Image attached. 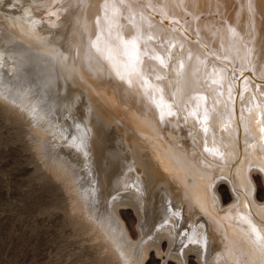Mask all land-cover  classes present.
<instances>
[{
  "label": "bare ground",
  "instance_id": "bare-ground-1",
  "mask_svg": "<svg viewBox=\"0 0 264 264\" xmlns=\"http://www.w3.org/2000/svg\"><path fill=\"white\" fill-rule=\"evenodd\" d=\"M139 2L84 0L75 14L67 18V25L62 28V34L59 31L60 47L56 45L57 43L51 44L48 40H39L38 38L42 36L38 35L36 40L29 38L30 42L26 45H30L24 52V60L11 52L5 53L4 60H14L16 71L14 72V68L11 71V67L9 70L12 73L3 72L6 74L2 77L0 75V100L2 99L3 104L9 106L11 110L15 109L13 105L21 108L19 111L22 110L23 113L20 114L18 110H14L17 115L21 117L30 115L33 120L38 121L41 116L38 118L39 114L34 112L36 109H33L34 111L31 109L35 106L34 103L28 108L30 102H24L29 99L21 97L25 100L21 102L20 96H15L17 92L23 88L36 92L38 88L34 86L41 85H38V81L42 82L41 88L46 85L47 89L50 88L52 91L63 89L61 92L65 93L62 94L58 106L56 104L58 110L52 114V119L56 121L53 123L58 122V126L53 129L50 136L47 132L50 126L41 124V128L35 129V134L46 138L49 136L51 144L55 142L52 148L57 150L58 157L62 161L69 162L77 175L87 179L86 186L93 182L92 187L96 190L102 206L99 211L103 214L108 209L116 228L120 227L121 230V226H124L117 207L134 208L142 226V234L138 237L143 236V241L141 238L137 243H135L137 240L128 243L127 238L123 241L134 252L132 255L135 254L138 264L144 263L145 256L151 248L161 255L165 253L166 247L167 256L181 264L197 263L189 257L190 253L198 255L197 264H235L237 263L235 256L241 250L237 245L240 244L239 239L243 240L242 232L245 234L252 229L253 224L247 223L250 221L249 217L246 218L249 214L243 215L246 219L243 220L242 216L243 219L234 215L230 208L226 211L224 208L225 213L221 209L223 200H220L218 185L225 177L217 176V169L221 166L218 159L222 157L230 161L229 163L231 160L237 162L234 157L235 152L231 148L234 145V150H237L239 145V138L236 139L232 132L236 129L235 124L224 129L225 125L234 119L233 109L237 95H233L234 89L230 83L228 68L213 57L220 45L226 50L229 47L236 48L240 54L243 50L242 36L256 38L255 40L261 42L262 51L264 50V0H153L152 3L158 4L163 11L159 18L155 17L158 15L156 13L152 16L153 10L141 7ZM187 16H192L190 21L189 19L185 21ZM169 18L174 19L177 24L173 26L169 22L165 24ZM186 29L197 32L198 41L203 42V45L206 44L212 51L214 55H211L212 58L207 56L205 59V51L197 44L198 38L194 37L195 35H191L193 40L188 39V35L184 36ZM174 30L179 40L176 66L180 71V77L176 88L171 89L167 81L155 79L154 71L149 68V60L144 58L146 56L143 60L140 56L142 52L139 53V50L155 49L153 46L155 43L151 45L150 41L161 39L164 42V39L172 37L170 33ZM53 32L56 33V30ZM54 35L50 40H54ZM235 56L238 61L239 55ZM253 71L256 72V76L254 73H250L249 77L245 76L249 80L252 75L254 80L250 79L253 83L252 88L249 87L251 89L241 99L238 114L241 118L240 128L243 129V139L246 144H255L254 150L251 151L254 154L252 153L250 157L252 165H248L245 161L240 166L235 164L237 165L235 172L238 173L236 178L240 176L242 178L239 179H243L245 175L242 181L251 172L248 166H253L254 162L262 163L261 151L264 150L261 141L263 126L258 125L260 121H256L258 119L254 114L250 117L245 115L246 110L256 102L264 103V60L258 61ZM26 72L31 73L34 78L30 76L29 82L24 83L20 77H25ZM158 73L160 75L161 72H157L156 75ZM5 83L7 85H4ZM29 91L26 92L30 93ZM36 100L39 101L37 98ZM41 101L42 99L40 104L44 100ZM183 115L186 116L185 118L192 116L191 123L195 127L196 136L193 137L191 134H184L183 138L177 136V132L183 129L180 128L179 122L184 119L183 123H186ZM63 120L74 121L69 126L59 125V121ZM76 121L79 124H76ZM221 125L226 132H223ZM187 130L190 131L189 127ZM159 140L164 141L159 143ZM241 145L243 147V140ZM196 150L200 152L201 157L197 156ZM229 151H233L234 156ZM236 180L227 179L235 195L238 194L235 192V184L238 183V179ZM246 183L243 184L246 186ZM250 185L252 186L251 183ZM98 214L97 217L100 216ZM260 217L261 215L258 218ZM254 226L258 225L254 224ZM252 230L254 232L257 227ZM126 235L129 238L128 232ZM258 235L259 233L257 237ZM260 236L264 235L260 234ZM116 248H112L111 255L108 254L107 257L110 255L109 258L111 257L117 264H123L122 260L126 256L124 255L121 260L119 252L122 246L119 252Z\"/></svg>",
  "mask_w": 264,
  "mask_h": 264
},
{
  "label": "rangeland",
  "instance_id": "rangeland-1",
  "mask_svg": "<svg viewBox=\"0 0 264 264\" xmlns=\"http://www.w3.org/2000/svg\"><path fill=\"white\" fill-rule=\"evenodd\" d=\"M137 1L138 2L140 1L139 4L141 5V7L147 8L149 10H153L151 11L152 16H155L154 13H156L158 15H156L155 17L157 18L161 17L160 15L163 11L160 9V6L158 4L152 3L153 0L151 1L137 0ZM149 1L154 6H152V4L150 5ZM83 2L84 0H0V52L2 53V54L0 53L1 77L7 72L12 73L11 71L13 68H14V72L16 71L15 70L16 67L14 66L15 62L13 59H12L13 61H8V60L6 61V59L4 60L6 54L11 52L14 56L16 55L20 56V59L24 60V56H23L25 54L24 52L26 51V48L30 45V44L26 45L28 44V42H30L28 41L29 38L30 40L33 39L36 40L39 35L42 36V38L41 37L38 38L39 40L41 39L48 40L51 42V44H53L54 42L55 44L57 43L56 45L60 47L59 38L60 35L62 34V28L67 25V18L71 15H74L77 8L81 6ZM151 7L152 9H150ZM190 17L192 18V16H187L185 21H188L187 19H189L190 21L191 20ZM171 20L172 19L169 18V21L167 20L165 24H167L168 22L170 23L171 26L177 24L174 19L172 21ZM55 30L56 33L53 32ZM186 30L187 32H185L186 34L184 36L188 35L189 37L186 36L188 39L193 40L192 36L194 35H195L194 37L198 36L196 31H193L192 29H186ZM59 31L61 32V34ZM182 31H184V28ZM48 32H50V34ZM174 32L175 30L173 31V33ZM32 33L35 35H33ZM173 33H170L173 39L172 37L171 38L169 37V39L168 38L164 39V42L161 39H159L158 41H156V39L151 40L150 41L152 42L151 45L155 43L153 45L155 46L154 47L155 49H153L154 51L146 48H144L143 51L139 50V53L142 52L140 53L141 54L140 56L142 58L146 56L144 58L146 60L147 59L149 60V68L152 72L154 71L153 74L155 79H161L163 81H167L169 88L171 89L176 88L180 77V71L176 66L177 65L176 62H178L177 46L179 45V40H178V35H176V32L174 34ZM44 35L46 37H44ZM53 35H54V40L56 39L55 41L50 40V37L52 39ZM143 36L144 35H142V37ZM197 38L198 39L196 38L194 39H196L197 44H199V46L202 47V49L205 51L204 52L205 59L207 58V56L211 57V55H213L212 51L209 48H207L206 44L203 45L204 44L203 42L198 41L199 37ZM255 39L256 38L252 36L251 37L242 36L241 43L243 45V50H241L240 54L236 48L232 49V47H229L227 48L228 50H226L225 47L220 45L221 46L219 47L220 50L218 48L216 53H214L216 55L215 56L213 55L214 59L217 58V61L220 64L222 65L224 64L225 67L228 68L230 75V83L233 85V89H234L233 95L234 96L237 95L236 97L237 103L235 102L233 109L234 119L230 120L228 124L225 125L226 127H224V129L225 128L228 129L230 128V125L235 124L236 129H234L232 132L235 135L236 139L239 138L238 139L239 145L237 150H234V145H232L231 148H233V151L235 153L233 151L232 152L229 151V153H231V155H233V153L234 155H236L233 156L235 157V159H237V162L236 160L235 161L233 160L234 162H232L231 160V163H229L230 161H226L225 158L222 157L221 159H218L221 162L220 163L218 161L219 165L221 166L218 167L219 169H217L218 171L217 176L226 178V179L222 178L223 181L220 180L222 183L221 184L219 183L218 185L219 195L221 197L220 200H223L221 201L223 206V208L221 207V209L224 213L226 210L231 209V211H233V214L234 215L236 214L237 217L238 216L243 217V215L247 216L249 214L246 218L249 217L248 219L250 221L247 219V221H249L247 223L250 224L252 223L253 226L254 224L259 226V227L258 226L251 227L252 229L257 227V230H254V232L252 229L247 228V230L249 229L250 230L245 232V234L244 232H242L244 236H242L243 240L241 239L240 241L239 239L240 244L235 243L236 245L239 244L237 245L238 249L241 248V250H239L235 256L237 257L236 258L237 263L235 264H264V259H263L264 236H260V234L264 235L263 234L264 233V222H263L264 220V209H263L264 208V167H263L264 152L263 151L264 150L261 151L262 166L258 162H254V164L256 163L257 165L253 164V166L251 167L248 166L249 169L251 168V172H249V176L245 177L244 181L242 180L244 179L245 175L243 176V179H239L242 177L239 176L238 178H236L238 176V173L235 172L237 165L240 166L244 161L245 163L247 162L248 165L250 164L252 165L253 163L250 157L254 154L251 151L254 150L255 144L254 145L251 143L246 144L245 140L243 139L244 137L242 136L243 129L240 128V126L242 127L241 118L240 115L238 114H239V107L241 108V104H240V102L242 101L241 99L246 94V92L252 88L251 85H253V83L251 82V80H254L252 78L253 76L251 75L249 80L247 77H249L250 73L252 74L254 73L256 76V72L253 71L254 67L256 66L258 61L264 60V50L262 51V47H260L262 46L261 42ZM253 41H254V45H253ZM141 44L143 45L144 43ZM143 46H145V44ZM244 48H246L247 50ZM141 49H143V47H141ZM145 49L149 52H147ZM149 53L151 54L148 55ZM152 55L154 56L152 57ZM235 55H237V57L239 55L238 61L235 58L236 57ZM235 64H238L239 66ZM9 68H11L10 69L11 71L9 70ZM163 69L165 70V72ZM157 72H161L160 75L159 73L156 75ZM163 73H165L164 76L162 75ZM235 74L236 76H234ZM25 75H26L25 77L22 76L20 77V79L23 80L24 83L29 82L30 80L29 78L31 77L34 78V76H32L31 73L30 74L27 73ZM15 80H17V78ZM248 81H250L251 83ZM11 82L13 81H10V83ZM256 83L258 84V82ZM4 85L7 84L5 83ZM38 85L40 87L39 86L37 87L36 85L34 87L40 89V90L37 89L40 93H38L37 90L36 92L33 93L32 90L29 91V89L26 90L25 88H23L24 90L20 89V91L17 92V94L15 95V96H20V98L25 97L24 99H26L27 97V100L29 99L28 101H25L23 98H21L20 101L21 102L25 101L24 103L30 102L29 107L27 105L28 108H30V106H33L32 104L34 103L35 106L31 107V109L32 110L36 109V111L34 110L33 111L39 114L38 118H40L41 116L40 120L38 119V121L33 120L32 116L30 115L27 117H24L25 115L23 117H21V115L20 116L17 115L18 113H15L14 110L16 109L19 111L21 108L19 109L18 106L12 104L15 109L11 110L10 108H8L9 106L3 104L4 102L2 99H1L2 101L0 100L1 101L0 102V264H114L116 262L112 260L111 257L109 258V256L111 255L110 252L112 253L111 249L114 247L116 248L117 246L118 247L116 249L118 250V252L122 246L119 253H121L120 254L121 260L124 255L126 256V257L124 256L125 259L123 258L122 260L125 264H129V263L138 264V262L135 260V254L132 255L134 252L131 249H129L127 244L125 245L126 242L123 241L126 238H127L126 241H128V243H131L132 240H134L132 242H135L137 240L135 242L137 243L140 241V238L141 241H143L142 240L143 236L138 237L139 234H142V226L138 221V217L134 208L130 206L117 207V212L124 226H121V230L120 227L116 228L112 221L113 216L112 214H110L108 209L106 212L103 213L104 215L102 214V212L100 213L99 210L102 208V206L100 204L101 202L99 201L100 198L97 197L96 190L92 187L94 185L93 182L90 183L91 185L89 184L88 186H86L87 179L85 180L84 176L77 175L76 172L70 166L69 162L62 161V159L58 157L59 154H56L58 153L57 150L56 149L54 150L52 148L55 142L54 143L52 142L51 144L48 135H47L48 137L46 138V136L44 137L43 135L40 136L38 134H35L38 127L41 128V124L42 125L44 124V126L47 125L50 126L48 128L49 131H47L49 135L52 134L53 129H55L58 126V122L56 124L53 123L55 120L52 119V114L57 112L56 110H58L57 106L59 100L62 97V94L65 93L63 91L61 92L62 88L56 89L57 91L55 89H53V91L50 88H49L50 90L47 89L48 87H46V85L45 87L41 88L42 82L40 83L39 81H38ZM42 89L44 91H42ZM256 89L258 91V88ZM25 90L27 92L29 91L30 93H27ZM20 93L22 94L20 95ZM34 97L39 99V101L36 100V98L33 99ZM52 97H54V99ZM41 99L42 101L43 100L45 101V102L41 101L42 104H40ZM36 103L38 104L36 105ZM41 110L43 111L41 112ZM21 111H19V114L23 113V111L22 112ZM49 112L51 114H48ZM34 114L36 115V113ZM253 114L258 119L256 121H260L258 122V125L261 124L263 126L261 129L262 131L261 141H263L264 144V138H263L264 137V103L263 102H256L253 106H250L249 109H247L245 112V115H247L248 117H250ZM47 117H50V119L49 118L47 119ZM185 117L186 116L183 115V118ZM188 117L189 116H187V118ZM183 118L181 117V120ZM187 118H185V122L187 124L183 123L184 119L182 120V122L181 121L179 122L180 128H183L182 131L177 132V136L179 138H183L184 134L186 135L191 134L193 135V137L196 136V132L194 133L195 127L191 123L192 116L188 119ZM50 121L51 124H49ZM73 121H69L70 123L66 122V120L59 121V125L69 126L70 124H73ZM76 124L79 123L76 121ZM184 126L187 128L189 127L190 131H188L187 128L185 129ZM220 127L221 129H223L222 125ZM224 129L223 132H226L224 131ZM241 140H243V143L246 147L244 145L242 147ZM159 141H160L159 143L161 142L163 143L164 140L163 141L159 140ZM165 141L168 142L167 140ZM48 144H50V146H48ZM250 145H252L253 148H251L252 146L249 147ZM50 147L52 149H50ZM197 151L198 150H196V153ZM241 152L243 153V155ZM197 154L198 157H201L199 151ZM224 161H226L227 163ZM225 163L226 165H224ZM220 168L222 170H220ZM233 178H235V180L238 179V183H236L237 185L234 183L236 186L235 192L238 193L237 194L238 197L237 195L234 194V191L231 189L227 181V179L230 180ZM240 180L241 182H239ZM242 182L243 183L248 182L249 184L246 183L245 186V184H243ZM250 183L252 184V186L250 185ZM249 185L251 186L250 189H249ZM239 196H241L240 197L241 199H239ZM249 197H251V199ZM240 200L242 202H240ZM97 203L99 206L97 205ZM235 205L239 208L237 209ZM255 208H257L258 211ZM88 210H90L92 214H90ZM82 211L86 212L87 214L85 213L83 214ZM97 211H99V214ZM241 211L243 212V214ZM94 213L96 216L94 215ZM97 214L100 216L97 217ZM259 214L261 215L262 218L261 217L258 218L260 216ZM83 216H85L86 218ZM91 216H93L92 219ZM89 217L90 219H88ZM105 217H107V219H105ZM242 217L241 219L244 218ZM97 218L100 219L98 220ZM101 220H103L104 222ZM243 220L246 219L244 218ZM100 224L102 225L98 226ZM117 225L119 226V224ZM248 225L249 224H247V226ZM92 226L94 228H92ZM103 227L106 228V230ZM123 227L124 229H122ZM243 227H244L243 230H245V226ZM248 227H250V225ZM108 229L110 231H108ZM118 230H120L119 231L120 233L116 232ZM261 231L263 233H261ZM115 232L117 233L116 235ZM123 232H125V234ZM127 232L128 234H130L129 235L130 240L128 238V235H126ZM258 233L259 235L257 237ZM111 235H113L112 238ZM119 235L122 236L119 237ZM107 236H109L111 239H108L109 237L106 238ZM244 237L246 238L248 237V238L246 239ZM108 240L109 241L114 240V241L109 242ZM106 241H107L106 243L107 245L105 244ZM257 241H259L260 243ZM166 250L167 247L164 250L165 253L158 255L156 253V250L154 248H151L148 251L147 256H145L146 258L143 264H171V263L181 264L175 259H172V257L167 256ZM108 254L110 255L107 257ZM132 256L134 258H132ZM189 257L192 258L194 262L197 261L198 263V255L196 253H190Z\"/></svg>",
  "mask_w": 264,
  "mask_h": 264
}]
</instances>
